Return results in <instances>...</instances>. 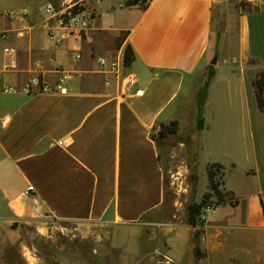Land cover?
Returning <instances> with one entry per match:
<instances>
[{
	"label": "crops",
	"instance_id": "1",
	"mask_svg": "<svg viewBox=\"0 0 264 264\" xmlns=\"http://www.w3.org/2000/svg\"><path fill=\"white\" fill-rule=\"evenodd\" d=\"M42 1L0 0V11L27 12L0 20V264H45L23 251L22 229L34 225L44 235L54 222L74 223L91 244L87 251H105L96 262L84 252L82 264H264V111L253 86L264 71V0L253 10L234 0L94 2L97 16L80 61L72 40L59 44L48 35ZM129 44L138 80L123 94L95 57L116 56ZM7 47L18 50L17 72L6 70ZM234 48L245 64L222 65L217 57ZM58 66L72 75L66 93L26 90L33 74L55 82ZM209 66L214 74L198 128L195 97ZM219 98L232 114L226 132L211 129L222 116ZM175 119L178 135L192 128L197 149L183 141L180 147L206 168L198 203L210 191L213 162L224 166L221 189L232 195L197 224L185 210L168 208L155 133ZM214 137L222 145L210 146ZM14 246L22 256H10Z\"/></svg>",
	"mask_w": 264,
	"mask_h": 264
},
{
	"label": "rangeland",
	"instance_id": "2",
	"mask_svg": "<svg viewBox=\"0 0 264 264\" xmlns=\"http://www.w3.org/2000/svg\"><path fill=\"white\" fill-rule=\"evenodd\" d=\"M238 1L243 9L253 10L254 6L250 3ZM44 0L41 2L40 5ZM236 41L233 40L230 45H236ZM233 53L230 55L227 52L224 56H218L220 63L222 65H231V64H245L240 59H236L238 56L237 49H232ZM235 51V52H234ZM230 55V56H229ZM228 59V61H227ZM235 61L237 63H235ZM209 69L205 72L204 81L199 85L195 100L197 106L199 107V102L204 98L205 95V86L209 78ZM225 101L219 98L218 106L221 110L222 116L214 120L211 125V129L214 132H226L229 119L232 117V114L228 113L227 107L225 106ZM199 109V108H198ZM201 115L197 114V124ZM210 118V115H209ZM159 130L155 133V136L161 147V152L163 156V163L166 166L167 171V199L168 208L170 213L174 209L185 210L188 215V207L193 203H198V199L202 194V188H204V178L206 176V168L204 167L203 162L199 161L198 167L197 163H194L192 159L189 161L187 152L185 148H181L180 143L186 142L188 144V150L192 149L196 151L195 145H192L191 132L192 128L190 126L186 127L183 131L184 134L168 136L167 138L159 137ZM179 132V131H178ZM201 141H203V136H201ZM215 140L219 145H222L219 138H208V144L213 146ZM200 141V142H201ZM226 142V141H225ZM213 148V147H212ZM195 153L192 154L191 158H195ZM191 164V167L187 166V163ZM200 174V175H199ZM200 176L203 178L200 179ZM222 180V179H221ZM74 223L71 222H54L52 227L49 229L48 233L44 235L39 234L34 225H27L22 229L21 241L27 243V249H31L32 253L29 250L27 251L28 255H35L36 253L45 258V264H82L83 253L86 252L91 244L89 241L83 240L81 235L76 229ZM19 247L14 246L10 252V256L19 257L22 256V250ZM97 249V251H96ZM94 253L89 250L86 252V258L90 261H99L101 257L105 255V251L96 246ZM71 250V252H69Z\"/></svg>",
	"mask_w": 264,
	"mask_h": 264
},
{
	"label": "built area",
	"instance_id": "3",
	"mask_svg": "<svg viewBox=\"0 0 264 264\" xmlns=\"http://www.w3.org/2000/svg\"><path fill=\"white\" fill-rule=\"evenodd\" d=\"M102 0H44L42 6V21L45 22L48 29V35L55 39L57 43L72 40L75 44L73 58L77 61L82 59V43L84 37L93 29L94 21L97 16L94 2ZM140 5H146L150 0H138ZM245 3L257 4L262 0H241ZM26 11H16L4 9L0 11V20L2 17L16 18L25 17ZM9 62L6 70L11 72L18 71V50L15 47H7ZM99 71L107 77L110 82L113 78L120 82L123 94L134 92L138 77L136 73L125 62V50L116 56L97 55L95 57ZM57 78L55 82L50 83L45 80L41 74H33L26 86L28 92H48L59 91L66 93L68 91V82L72 79L71 72L65 70L63 66H58ZM3 91L6 93L16 91L14 86H5ZM222 181V180H221ZM221 188V185H220ZM33 190L29 186L27 192ZM233 201L232 199H229ZM217 199L211 198L203 205L200 210L199 219L206 221L209 216L214 214L220 205Z\"/></svg>",
	"mask_w": 264,
	"mask_h": 264
},
{
	"label": "trees",
	"instance_id": "4",
	"mask_svg": "<svg viewBox=\"0 0 264 264\" xmlns=\"http://www.w3.org/2000/svg\"><path fill=\"white\" fill-rule=\"evenodd\" d=\"M125 4L128 6L137 5L139 4V1L138 0H126ZM148 5L149 3L146 5H141V6L147 7ZM122 43H123V40H120L118 42V46H121ZM135 58H136V55H135V52L132 46L130 44L127 45L125 47L126 64L131 67ZM209 73L210 75L214 74L213 66H209ZM207 85H208V82L206 83L205 90L207 88ZM253 86H254L255 93H256L258 107L261 111H264V71H261L256 75V77L253 80ZM205 98H206V92H205L204 98L200 100L199 102V114L201 115V117L199 116L200 118L197 124L198 128H203L204 126V120L202 118V107H203ZM179 129H180V123H179V120L177 119L172 120L169 123H163L159 127V131H158L159 137L167 138L168 136H175L178 134ZM223 169H224V166L218 162H213L208 165L207 171H208L210 191L203 195V199L201 202L199 203L196 202V203L189 205L187 220L190 224L198 223L201 207L207 204L211 198L215 197L219 202H223V201H226L227 197L232 196L230 195L229 192L224 191L220 188V185L222 183L221 179L223 176V173H222Z\"/></svg>",
	"mask_w": 264,
	"mask_h": 264
},
{
	"label": "water",
	"instance_id": "5",
	"mask_svg": "<svg viewBox=\"0 0 264 264\" xmlns=\"http://www.w3.org/2000/svg\"><path fill=\"white\" fill-rule=\"evenodd\" d=\"M216 62H217V59H214L213 63L216 64Z\"/></svg>",
	"mask_w": 264,
	"mask_h": 264
}]
</instances>
